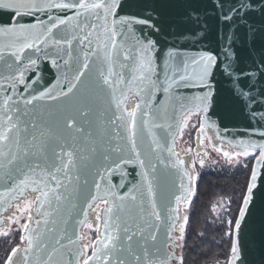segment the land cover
Masks as SVG:
<instances>
[{"label": "snow or ice", "instance_id": "6c2138e0", "mask_svg": "<svg viewBox=\"0 0 264 264\" xmlns=\"http://www.w3.org/2000/svg\"><path fill=\"white\" fill-rule=\"evenodd\" d=\"M210 111L260 137L223 152L247 172L225 264H264V0H0V203L30 188L47 217L29 215L0 264H184L173 201L193 177L168 141ZM83 204L104 215L82 250ZM257 210L258 261L241 242Z\"/></svg>", "mask_w": 264, "mask_h": 264}, {"label": "water", "instance_id": "95a60500", "mask_svg": "<svg viewBox=\"0 0 264 264\" xmlns=\"http://www.w3.org/2000/svg\"><path fill=\"white\" fill-rule=\"evenodd\" d=\"M55 75V69H52L48 74L47 78L50 80H53V77ZM54 82V80H53ZM131 101L130 104L128 102ZM139 102L137 96L135 94H129L127 100L125 101V106L129 111L134 110L136 107V104ZM185 117H180V125L178 127L173 128L174 135L171 137L168 141V145L172 148V155L175 160H181L183 161V168L182 171L188 173L191 177H193L192 180H187L186 178V184L189 189V195L184 197L182 201L177 205L173 201V206L177 208V221L176 223L178 224V221L180 220V213L183 211L185 213V208L184 206L187 205V203L190 201V198L192 197L194 190H195V172L193 169L188 167L187 161L182 159L179 156V150L177 148V138L181 129V126L183 124ZM253 125H255V122L253 121ZM207 128L212 130V138L215 141H220L226 143L230 148L232 149H238L236 148L235 142L239 141L241 139H255L259 140L260 137L258 135L253 136L252 135V129L247 127V122L243 120L242 118H236L232 120H227L221 125L220 123V117L218 115L212 114L211 111L209 114L205 115L204 113H200V125L197 128L196 131V139H195V144L198 145H203L205 144L206 140L208 139V134H207ZM240 150V149H239ZM164 155L167 157L168 153L165 151ZM133 170L130 168L129 172H132ZM128 179H131V176L128 177ZM176 179L177 185L179 184V179L178 176L174 177ZM111 183L113 185H119L121 183V177L119 174H114L111 177ZM175 190V189H174ZM3 191V188H0V192ZM121 192L125 191V189H120ZM26 193L32 194V197L34 198V206L32 207L33 215L32 218L33 220H41V228H43V220L47 217L45 216H40L36 214V208H37V201L36 197L40 195L38 192L32 191L30 188L25 189L22 193L18 192L16 197L7 201L6 203H0V227L3 226L4 224V214L5 212L12 206L13 202L17 200L18 196L24 195ZM176 194H180L179 191L176 192ZM95 204L92 205L91 208H88L86 204L82 205L81 208H77L73 212V218L69 221V232L70 234L74 233L73 238L75 239L76 236L81 237V239L78 241L79 246L83 250V246L85 245L84 238H83V227L87 223V220L89 219L90 212L94 208ZM45 211H49L47 205H45ZM31 211V213H32ZM99 215L101 216V220L99 221V225L102 227L103 224V205L100 208ZM185 215V214H184ZM247 220V226L242 224V231H241V237L242 240L241 242L245 245H247L250 249H252V253L249 257V259H255L259 260V254L255 251V247L252 244L253 237H258L259 236V229L261 226V214L259 210L256 211L254 214V218L249 220L246 217ZM31 227H35V224L30 225ZM63 225H61L62 227ZM177 234V233H176ZM26 235V233L23 231L22 236ZM99 235V233H96V237ZM96 239V238H95ZM236 239V232H235V225L233 227V240Z\"/></svg>", "mask_w": 264, "mask_h": 264}, {"label": "rangeland", "instance_id": "374dc122", "mask_svg": "<svg viewBox=\"0 0 264 264\" xmlns=\"http://www.w3.org/2000/svg\"><path fill=\"white\" fill-rule=\"evenodd\" d=\"M200 125V115L197 116L192 114L190 118L187 119L185 124V118L183 124L181 126L178 138H177V148L180 153L188 154L191 153V164L193 166L195 172V182L201 176V174H207L209 171H225L231 172L233 169L239 165L235 163H228L227 158L223 156V152H228L226 149L221 148L219 145L215 147V145L211 142V140L207 139L205 142L204 148L196 152L195 151V139H196V131ZM216 149H220V152H217ZM229 153V152H228ZM230 156H233L234 153H229ZM242 159V158H241ZM203 161V164H201ZM195 191V190H194ZM231 191V190H227ZM226 193V198H220L217 200H213L208 207L207 214L209 216L214 217V222L220 227H223V233H220L219 239L223 240V243L220 244V240H218L219 247H221V251L219 250L216 255L211 257L208 261L206 260L203 264H225L230 244L233 241V227H234V220L237 218L238 213L234 218V214L236 211V207L238 202L236 203L235 207L229 206V198L231 197ZM193 196V195H192ZM229 197V198H228ZM190 201L186 205L185 208V216L188 217V209L191 202ZM34 206V198H29L22 203L18 204L14 211L12 212L11 216L7 219V225L5 228L0 230V260H3L6 256V253L9 250L10 244H13L12 247L15 246H22L20 237L22 236V228L21 225L27 222L28 216L31 214L32 207ZM102 205H100V208ZM99 209V208H98ZM233 209V212H232ZM100 210V209H99ZM227 214V215H226ZM231 220L233 223L231 225L228 224V221ZM97 221V220H96ZM91 225V228L88 226ZM96 226L92 223H86L83 227V238L85 244H88L91 241H94L96 238ZM186 229V227H185ZM229 233L232 235L230 236ZM178 234V232H177ZM8 237V241L5 244L4 238ZM223 248V250H222ZM180 253L178 252V255Z\"/></svg>", "mask_w": 264, "mask_h": 264}, {"label": "trees", "instance_id": "16d2710c", "mask_svg": "<svg viewBox=\"0 0 264 264\" xmlns=\"http://www.w3.org/2000/svg\"><path fill=\"white\" fill-rule=\"evenodd\" d=\"M247 178L245 169L237 166L231 174L225 171H213L201 174L196 181L189 209L188 222L185 229V245L183 255L184 264H203L217 254L219 247L218 240L223 227L214 222V217L207 214L209 204L213 200L226 198V193L230 195L228 208L235 207L234 218L240 207V195L242 186ZM231 190V191H227ZM233 212V209H232ZM227 215V214H226ZM8 237L4 238L6 244ZM223 240H220V244ZM13 244H10L9 249ZM223 250V248H222Z\"/></svg>", "mask_w": 264, "mask_h": 264}, {"label": "bare ground", "instance_id": "6f19581e", "mask_svg": "<svg viewBox=\"0 0 264 264\" xmlns=\"http://www.w3.org/2000/svg\"><path fill=\"white\" fill-rule=\"evenodd\" d=\"M130 103H131V101L128 102V104H130ZM207 134H208V139L211 140V142L215 145V147H216L217 145H219L221 148L226 149L229 153H231V152L234 153V152L239 151V149H235V150H234V149L230 148V147H229L226 143H224V142L215 141V140L212 138V135H213L212 130L209 129V128H207ZM204 146H205V144H203V145L195 144V151H196V152L201 151V150L204 148ZM179 156H180L182 159H184L185 161H187V165H188V167H190L191 169H193V166H192V164H191V158H192L191 153H188V154H182V153L179 152ZM193 170H194V169H193ZM29 198H33V197H32V194H30V193H29V194L26 193V194H24V195L22 194V195L18 196L17 200L14 201L13 204H12V206H11V207L5 212V214H4V224H3V226L0 227V230L6 227V225H7V219L11 216V214H12V212L14 211V209L16 208V206H17L18 204L22 203L23 201L29 199ZM187 204H188V203H187ZM184 208H186V206H184ZM99 209H100V208H99ZM99 209L96 207V204H95L94 208H93V209L91 210V212H90V216H89V219L87 220V223H92V224H94L96 227L98 226L99 221H96V220H97L96 217H97V215L99 214V211H100ZM184 214H185V213H184L183 208H182V211H181V213H180V220L178 221L177 228H179V225L183 224V222H184V217H185ZM30 215H31V216L33 215V211H32V213H31Z\"/></svg>", "mask_w": 264, "mask_h": 264}]
</instances>
